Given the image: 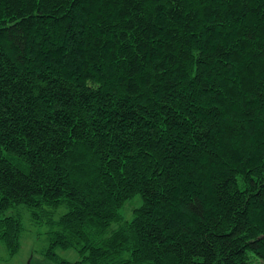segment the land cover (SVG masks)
I'll use <instances>...</instances> for the list:
<instances>
[{
	"label": "trees",
	"instance_id": "trees-1",
	"mask_svg": "<svg viewBox=\"0 0 264 264\" xmlns=\"http://www.w3.org/2000/svg\"><path fill=\"white\" fill-rule=\"evenodd\" d=\"M19 208L53 264H264V0H0L9 255Z\"/></svg>",
	"mask_w": 264,
	"mask_h": 264
},
{
	"label": "rangeland",
	"instance_id": "rangeland-1",
	"mask_svg": "<svg viewBox=\"0 0 264 264\" xmlns=\"http://www.w3.org/2000/svg\"><path fill=\"white\" fill-rule=\"evenodd\" d=\"M140 204L141 198L138 194L127 200L121 209L123 218L125 220L131 219L133 214L132 209ZM16 211L20 214L23 224L20 248L15 254L9 255L4 245L0 243V264H53L41 254V251L47 245V237L45 233L47 227L34 223L30 219L29 213L26 209L19 208L14 210L13 213H16ZM57 252L61 257L70 261L79 258L78 253L74 249H59Z\"/></svg>",
	"mask_w": 264,
	"mask_h": 264
}]
</instances>
